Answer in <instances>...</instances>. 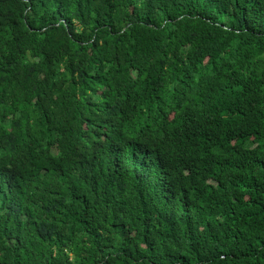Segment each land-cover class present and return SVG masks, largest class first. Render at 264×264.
Wrapping results in <instances>:
<instances>
[{
	"label": "trees",
	"instance_id": "16d2710c",
	"mask_svg": "<svg viewBox=\"0 0 264 264\" xmlns=\"http://www.w3.org/2000/svg\"><path fill=\"white\" fill-rule=\"evenodd\" d=\"M0 264H264V0H0Z\"/></svg>",
	"mask_w": 264,
	"mask_h": 264
},
{
	"label": "rangeland",
	"instance_id": "374dc122",
	"mask_svg": "<svg viewBox=\"0 0 264 264\" xmlns=\"http://www.w3.org/2000/svg\"><path fill=\"white\" fill-rule=\"evenodd\" d=\"M50 155L44 150H40L36 154V160L38 164H43L49 159Z\"/></svg>",
	"mask_w": 264,
	"mask_h": 264
}]
</instances>
